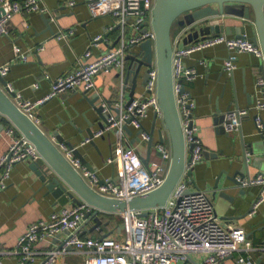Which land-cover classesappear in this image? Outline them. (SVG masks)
<instances>
[{"label": "crops", "instance_id": "0c3cea01", "mask_svg": "<svg viewBox=\"0 0 264 264\" xmlns=\"http://www.w3.org/2000/svg\"><path fill=\"white\" fill-rule=\"evenodd\" d=\"M71 2H74L73 6L70 5ZM42 7L46 12H24L15 15L9 26V34L0 38V66L11 64L4 78L14 92L32 102L48 96L57 78L77 69L87 50L91 49L93 58H96L115 47L121 34L115 25L117 22L114 17L107 15L93 18L87 0H44ZM43 16L50 19L52 33L48 30ZM251 16L254 20L252 11ZM240 23V20L227 21V25ZM113 26L114 30L108 32ZM61 34H67L68 37L62 38ZM99 35H104L106 39L91 46L92 40ZM247 35L249 38L253 37L255 30H248ZM16 47L28 56L27 62L15 60ZM41 47L43 49L39 50ZM228 56L227 47L221 44L194 52L183 59L186 69H195L197 72V76L187 82L186 87L195 104L193 118L203 152L212 154V157H203V160L194 166L193 180L199 190L209 194L223 223L243 228L256 248L249 253L243 250L236 252L219 264H264L263 189L260 186H244L247 194L243 200L240 199V206L225 215L223 207L228 204L227 200L217 197L214 201L212 196L216 180L221 176L224 181L228 176L224 172H228L230 176L236 170L242 169L244 158L248 162L251 178L264 176V136L259 134L255 122V117L259 115L264 125V110L251 109L260 96L257 88L261 78L258 77V67L264 64V61L251 54L238 53L236 68L228 73L224 69ZM129 64L130 62L126 61L125 69ZM118 74L114 69L99 74L96 78V88L89 92V97L99 96L101 104L105 100H129L131 91L127 89L122 93V78ZM84 93L82 89L63 92L37 107L34 110L37 124L53 141L57 132L60 138L79 148L91 162L93 169L97 170L101 180H117L122 170L118 159L121 146H132L140 156L145 157L148 153V142L140 139L139 130L130 127V133L126 132L122 141L118 135L111 133L95 138V146L89 143L82 145L87 138V121L92 122L93 131L99 129L98 123L101 122L84 99ZM143 93L144 90L139 89L134 98L142 96ZM113 106L117 108L118 103ZM237 109H250L249 115L243 118L240 129L227 137L215 125L217 111L220 110V114L225 115ZM154 116L155 111L150 109L149 117L143 121V127L147 131H151L154 125ZM240 139L243 140V146ZM159 140L156 134L154 146L149 154V165L160 161L159 153L155 149ZM11 143L10 136L1 138L0 155L7 152ZM165 144L171 145L169 140ZM110 159L114 161L110 163ZM31 162L26 160L15 164L7 180L6 189L0 192V250L13 252L29 225L48 219L53 212L62 208L54 205L55 200L52 197L45 196L46 191L42 189L38 176L30 169ZM190 190L196 191L193 186H190ZM260 196L262 202L254 213L250 212V208ZM70 207L72 206H67ZM222 216L240 219L225 221ZM114 218L116 223L111 227L102 226L101 230L84 237L101 238L103 234L112 233L110 237L122 238V228L118 229V225L121 227L120 216L115 215ZM94 224L95 222H90L88 228ZM65 238L63 233L59 243H56L55 237L37 244L35 249L39 252V261L44 258V252L59 249ZM240 258H246V263H240ZM194 259L199 261L200 257L196 256ZM84 261V254L76 252L73 248L65 254H60L55 264H84ZM2 264H18V259L10 254L5 256Z\"/></svg>", "mask_w": 264, "mask_h": 264}, {"label": "built area", "instance_id": "2783aa9c", "mask_svg": "<svg viewBox=\"0 0 264 264\" xmlns=\"http://www.w3.org/2000/svg\"><path fill=\"white\" fill-rule=\"evenodd\" d=\"M44 0H0V38L9 34V26L13 17L24 12L44 13ZM71 6L74 2L70 3ZM155 0H87V6L93 18L110 15L116 20V27L120 29L119 43L93 58L91 49L81 58L79 67L54 81L51 93L36 102L23 99L20 93L15 92L12 98L17 107L36 123L34 110L53 97L67 91H92L96 88V78L103 72L117 70L123 73L125 58L128 52L147 40L155 41V32L151 26ZM109 28L108 32L113 31ZM147 31H145V29ZM107 33V32H106ZM73 31L70 32V35ZM59 36V35H58ZM66 38L67 34L60 37ZM104 35L96 36L91 46L104 41ZM183 37L173 39V79L174 94L177 109L181 119L182 130L187 148L193 145L192 159L186 163L184 174L176 185L167 204L147 211H132L118 214L124 223L122 238L106 237H77L75 235L63 248L44 252V258L39 261V252L35 246L56 236L69 232L74 234L85 221V213L92 210L87 204L70 208H61L53 212L46 220L35 222L28 226L26 232L19 238L13 252L0 250V264L5 256L13 254L18 264H55L60 254L68 252V247L85 256L84 264H219L241 250L249 253L256 250L248 239L243 228L233 224H224L217 215L215 205L206 191L196 190L187 193V172L203 160V146L197 136V128L193 118L195 104L186 87L197 72L195 69H186L183 59L206 48L225 45L229 56L225 61L226 72H233L236 68L237 54L247 53L264 60L262 49L244 35L243 37H229L225 34L205 39L203 41L184 46ZM43 47L39 48L42 50ZM15 60L28 61V56L15 48ZM11 68L7 63L0 66V75L5 77ZM258 90L260 96L251 109L264 110V79L259 78ZM37 87V84L34 85ZM158 69L152 65L149 80L142 96L135 98L131 105L124 109L123 102L118 103L121 108L119 115H112L110 125L105 130L95 132L99 138L108 132H115L122 141L125 136L124 126L140 130L143 121L149 117L150 109L162 115L157 95ZM9 92H14L7 84ZM250 109L231 110L224 115V127L227 133L237 132L243 118L249 115ZM258 132H264L262 118L255 117ZM10 136L12 143L4 155H0V192L6 189L12 167L21 161L38 162L41 155L36 147L14 127H8L0 136ZM142 141L148 142L151 136L148 131L140 134ZM90 143L87 137L82 145ZM59 148L70 160L71 164L81 170L84 178L91 177L89 185L97 193L111 198L128 200L157 190L164 183L172 160V147L165 143H158L155 147L160 161L148 167L144 165L140 155L132 146H121L118 159L122 170L117 180H105L102 186H97L98 172L91 173L81 167L80 161L73 159L66 146ZM114 159H110L112 163ZM247 186H260L264 192V176L257 175ZM261 193V196H262ZM256 201L253 213L262 202V197ZM142 212H147L143 216ZM200 257L195 261L194 257ZM240 263H246V258H240ZM248 263V262H247ZM250 264V263H249Z\"/></svg>", "mask_w": 264, "mask_h": 264}, {"label": "water", "instance_id": "95a60500", "mask_svg": "<svg viewBox=\"0 0 264 264\" xmlns=\"http://www.w3.org/2000/svg\"><path fill=\"white\" fill-rule=\"evenodd\" d=\"M251 11L253 12L254 20L252 19ZM43 19L48 30L52 33L50 19L44 16ZM229 20H240L241 23L240 25H227ZM151 26L155 32V41L147 40L133 47L125 58V61L130 62L128 68L124 69L123 73L119 72L118 74L122 78V93L124 94L129 89L131 91L130 99L126 102L124 98L115 102L103 99L105 102L101 104L99 96L89 97L90 91H86L83 95L91 110L101 120L98 123V130H105L110 125L109 119L112 115H119L121 112V108H115L113 104L123 102V108H128L135 99L134 96L139 89L144 90L149 80L151 67L153 64L156 65L158 69L157 95L162 115L159 116V114L155 113L154 125L151 131H148L151 136L148 141V153L145 157H140L144 165L148 167L149 154L154 146V138L157 134L160 138L159 143L170 141L172 160L164 183L157 190L147 194L128 200H120L97 193L89 185L91 177L84 178L81 170L76 169L71 164L70 160L59 148V145H65L73 159L80 161L82 168L91 173H97V170L93 169L91 162L86 159V156L79 148L75 147L71 142L60 138L57 132L54 134L55 141L47 136L40 126L23 113L13 102L12 98L15 97V92L8 91V83L0 75V132H5L8 127H14L19 134L23 135L36 147L41 159L38 162H31L30 169L38 176L42 189L46 191L45 196H50L55 200V206L65 208L68 205L74 207L87 204L92 209L85 213V221L74 234L64 233L66 238L60 244L59 249L63 248L75 235L77 237L88 236L96 230H101L102 226H107L108 223H104L99 218L100 213L122 214L164 207L176 185L181 180L186 163L192 159L194 146L191 145L187 148L175 100L173 79L174 38L183 37V45L188 46L223 34L243 37L251 29L252 31L255 30V35L250 39L262 49L264 55V0H155ZM259 76L264 79V64L258 67ZM260 93L264 94V89ZM220 113V110H218L214 120L215 125L222 134L229 137L230 134L226 132L223 125L224 115ZM158 122L159 126L157 125ZM87 124L86 133L90 139L89 144L95 146L96 131H93L92 122L87 121ZM129 124L130 122L124 126V130L127 133H130ZM144 131L147 130L145 128L140 129L138 135L140 136ZM111 133L115 132L106 134ZM259 134L264 136V132H259ZM2 137L3 135L0 136V140ZM101 137H105V134ZM240 141L243 146V140L240 139ZM132 144L134 145L135 142ZM203 157L209 158L212 157V154L203 152ZM224 173L228 175L226 179L223 181L220 176L212 189L214 201L217 197H220L228 202L223 207V215L234 211L238 205L240 206L241 200L247 194L244 183L253 179L250 176L246 158L243 160L242 169L236 170L230 176L228 172ZM187 183V193L192 192L190 186L199 190L198 185L193 180V168L187 172ZM103 184L104 180L100 179L97 186H102ZM258 199L259 197L254 204ZM253 207L250 208V212H253ZM142 215L147 216V212H142ZM217 215L219 216L218 212ZM222 219L231 221L240 218L222 216ZM92 221L95 224L88 228ZM118 229L121 230L119 225ZM111 234H103L101 239L109 237ZM60 238L61 234L56 236V243H59ZM68 249L71 250L73 248L69 246Z\"/></svg>", "mask_w": 264, "mask_h": 264}, {"label": "trees", "instance_id": "16d2710c", "mask_svg": "<svg viewBox=\"0 0 264 264\" xmlns=\"http://www.w3.org/2000/svg\"><path fill=\"white\" fill-rule=\"evenodd\" d=\"M115 215H118V214H110V213H100L99 214V218L104 222H108V225L107 226H103L105 228H109L111 227L113 224H115L116 222L115 221Z\"/></svg>", "mask_w": 264, "mask_h": 264}, {"label": "rangeland", "instance_id": "374dc122", "mask_svg": "<svg viewBox=\"0 0 264 264\" xmlns=\"http://www.w3.org/2000/svg\"><path fill=\"white\" fill-rule=\"evenodd\" d=\"M121 228H122V231L124 232V223L122 222V220H121Z\"/></svg>", "mask_w": 264, "mask_h": 264}]
</instances>
